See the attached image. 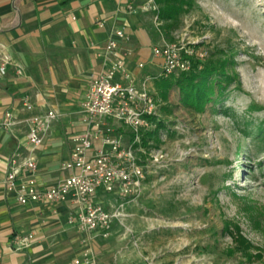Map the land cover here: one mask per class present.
<instances>
[{"label":"rangeland","instance_id":"rangeland-1","mask_svg":"<svg viewBox=\"0 0 264 264\" xmlns=\"http://www.w3.org/2000/svg\"><path fill=\"white\" fill-rule=\"evenodd\" d=\"M123 19L133 31L142 26L148 32L149 40L139 34L141 44L134 46L142 45L143 66L133 73L136 81L150 75L147 83L156 99V116L164 119L167 129H161L158 142L140 143L135 151L144 165L140 193L125 203L126 215L122 222L110 223L106 237L80 241L53 206L27 212L36 221L33 227L21 223L22 233L32 228L31 241L38 238L48 246L42 264L51 259L68 264L84 246L100 264H143L150 258L157 264H264V141L258 129L264 128V0H191L186 10L158 25L159 32L147 15ZM176 35L200 40L207 48L205 58H232L240 88L232 81L221 106L191 110L179 102L175 84L161 96L156 83L160 66L150 45ZM79 99L68 98L65 108L53 104L61 113L55 120V134L61 138L64 124L77 114ZM110 122L123 141L129 140L127 126ZM64 148L62 144L60 158ZM153 153L157 161L151 160ZM224 222L237 224L253 244L251 259L228 251L232 240L222 230Z\"/></svg>","mask_w":264,"mask_h":264},{"label":"built area","instance_id":"built-area-1","mask_svg":"<svg viewBox=\"0 0 264 264\" xmlns=\"http://www.w3.org/2000/svg\"><path fill=\"white\" fill-rule=\"evenodd\" d=\"M123 3L129 14L150 12L153 25L160 31L161 19L155 0H143L141 4L136 0H123ZM96 24L104 28L105 20L98 18ZM130 40L131 34L124 25H111L105 42L96 50V55L102 56L107 65L101 71L89 74L88 88L80 101V120L84 127L70 135L71 149L59 164L60 170L67 173L52 183H41L35 176L37 165L31 151L42 143L51 121L58 115L54 109L48 108L26 117L25 142L29 151L24 153L17 144L8 157L3 177L5 188L14 192L19 203L65 204L66 222L81 234L82 242L88 241L93 233L106 237L110 223L114 220L122 222L126 215L125 203L135 200L141 189L144 165L135 151L141 148L142 133L154 126L150 116L156 115V99L147 83L150 75L136 81L135 74L128 67L132 52L127 45ZM199 42L198 39L184 40L183 35H176L172 39L162 37L160 42L153 43L151 53L160 58L158 75L168 76L187 70L192 59L203 60L207 48ZM8 62V53L0 50V76L6 72ZM142 66V61L136 62L137 68ZM21 104L27 110L33 108L26 93L21 96ZM111 119L130 129L129 140L123 141ZM14 122L12 111L4 110L0 127L9 128ZM151 156L152 161H157V153ZM99 193L114 196L113 203L103 204L97 199ZM31 236V231L15 234V248L28 246ZM71 263L93 264L90 247L84 246ZM143 264L157 263L150 258Z\"/></svg>","mask_w":264,"mask_h":264},{"label":"crops","instance_id":"crops-1","mask_svg":"<svg viewBox=\"0 0 264 264\" xmlns=\"http://www.w3.org/2000/svg\"><path fill=\"white\" fill-rule=\"evenodd\" d=\"M136 2L141 4L143 0ZM137 15H147L152 21L148 11L127 13L123 0H0V50L9 55L7 70L0 76V120L6 109L12 111L15 120L9 128L0 127V264H42V259L48 254L46 244L33 238L28 246L19 249L15 248L13 236L22 233L21 223L28 222L30 227L35 225L36 218L27 214L30 210L40 212L53 206L57 209L56 214L64 216V219L67 212L65 204L19 203L14 192L4 186L8 157L17 144L24 153L29 151L25 142L28 127L26 117L48 108L56 111L54 103L61 108L68 107L70 100L67 99L80 95L75 111L77 114L69 118L70 121L74 118V121L64 124V137L55 134V120L59 119L60 113L51 121L42 143L31 151L37 165L35 176L38 181L55 182L67 173L60 170L59 164L71 149L70 135L84 127L80 120V101L88 88L89 74L99 72L107 65L102 56L96 55V50L105 42L111 25H124L131 34V40L127 43L132 49L128 58L129 69L134 72L138 69L136 62H143L140 57L142 49L139 50L142 45L134 46L141 44L143 38L139 34L149 40L148 32L139 26L136 33L123 19ZM98 18L105 20L104 28L97 26ZM154 61L160 65V58L154 57ZM25 93L33 103L30 110L21 104V96ZM60 94L63 96H58ZM62 144L65 148L60 158ZM113 197L99 193L97 199L105 204L104 201H114ZM23 211L26 213L23 214ZM66 225L78 233L72 225L67 222ZM30 230L33 232L32 228ZM78 234L81 241V234ZM95 235L99 234L93 233L91 238ZM90 250L93 264H100L93 250ZM80 251L66 263L72 264L71 259ZM47 264L56 263L51 259Z\"/></svg>","mask_w":264,"mask_h":264},{"label":"trees","instance_id":"trees-1","mask_svg":"<svg viewBox=\"0 0 264 264\" xmlns=\"http://www.w3.org/2000/svg\"><path fill=\"white\" fill-rule=\"evenodd\" d=\"M155 2L158 4L157 14L161 23L174 19L191 5V0H155ZM153 28L154 31L158 32L154 25ZM232 81H235V87L239 89L240 82L236 71L233 69L232 58L224 55H211L203 60L192 59V64L187 70H181L168 76L160 75L156 83L160 87L163 98L166 97L168 87L175 84L179 92V102L191 110L202 111L207 106H221L225 92L230 88ZM250 107L255 106L252 104ZM150 118L154 120L155 126L142 133L140 143L144 145H148L150 140L158 142L161 129L167 130L163 118H157L156 115L150 116ZM258 129L259 136L264 141V128L259 126ZM222 230L232 240V245L228 247V251L230 253L239 251L245 259H251L253 256L251 249L254 246L240 232L238 225L224 222Z\"/></svg>","mask_w":264,"mask_h":264}]
</instances>
